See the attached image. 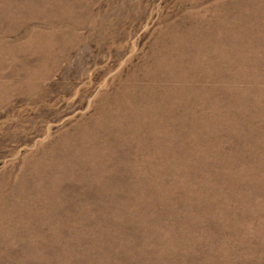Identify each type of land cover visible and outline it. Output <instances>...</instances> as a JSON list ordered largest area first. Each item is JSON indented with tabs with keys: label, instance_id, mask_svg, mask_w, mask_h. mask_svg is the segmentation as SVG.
I'll use <instances>...</instances> for the list:
<instances>
[{
	"label": "rangeland",
	"instance_id": "obj_1",
	"mask_svg": "<svg viewBox=\"0 0 264 264\" xmlns=\"http://www.w3.org/2000/svg\"><path fill=\"white\" fill-rule=\"evenodd\" d=\"M0 264H264V0H0Z\"/></svg>",
	"mask_w": 264,
	"mask_h": 264
}]
</instances>
